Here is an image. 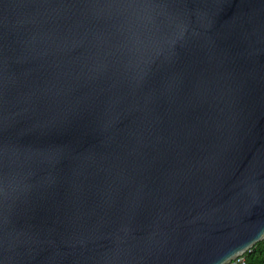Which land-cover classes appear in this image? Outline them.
Returning a JSON list of instances; mask_svg holds the SVG:
<instances>
[{
  "label": "water",
  "instance_id": "1",
  "mask_svg": "<svg viewBox=\"0 0 264 264\" xmlns=\"http://www.w3.org/2000/svg\"><path fill=\"white\" fill-rule=\"evenodd\" d=\"M262 239L264 0H0V264Z\"/></svg>",
  "mask_w": 264,
  "mask_h": 264
},
{
  "label": "trees",
  "instance_id": "2",
  "mask_svg": "<svg viewBox=\"0 0 264 264\" xmlns=\"http://www.w3.org/2000/svg\"><path fill=\"white\" fill-rule=\"evenodd\" d=\"M242 255L244 256V263L231 262L230 264H264V239L257 241Z\"/></svg>",
  "mask_w": 264,
  "mask_h": 264
},
{
  "label": "built area",
  "instance_id": "3",
  "mask_svg": "<svg viewBox=\"0 0 264 264\" xmlns=\"http://www.w3.org/2000/svg\"><path fill=\"white\" fill-rule=\"evenodd\" d=\"M232 262L234 263H244V256L243 255H239L237 258H235Z\"/></svg>",
  "mask_w": 264,
  "mask_h": 264
},
{
  "label": "bare ground",
  "instance_id": "4",
  "mask_svg": "<svg viewBox=\"0 0 264 264\" xmlns=\"http://www.w3.org/2000/svg\"><path fill=\"white\" fill-rule=\"evenodd\" d=\"M242 255V254H241Z\"/></svg>",
  "mask_w": 264,
  "mask_h": 264
}]
</instances>
